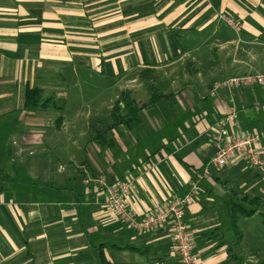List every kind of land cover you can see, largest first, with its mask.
<instances>
[{
  "label": "crops",
  "instance_id": "1",
  "mask_svg": "<svg viewBox=\"0 0 264 264\" xmlns=\"http://www.w3.org/2000/svg\"><path fill=\"white\" fill-rule=\"evenodd\" d=\"M227 29L241 36L225 38ZM199 50H211L218 61H208L209 67L201 68ZM145 68L155 71L157 88V82H162L166 89L158 88L162 94L174 96L152 109L156 114L140 112L143 127L155 125L160 134L149 140L137 131L138 126L131 131L120 127L112 131L113 148L90 142L88 158L64 157L70 169L59 158L53 165L47 156L36 158L29 152L27 161L33 168L40 162L39 167L28 170L23 181L13 178L11 182L13 159L8 145L13 129L21 123L30 132L43 129L44 113H54L55 120L51 109L23 107L27 86L55 94L63 107L56 132L70 135V128H87L89 120L95 119L91 114L99 112L97 103L104 95L87 89L72 98L73 84L87 85L96 75L112 91H132L134 99L142 89L144 79L139 73ZM255 73H264V0H0V171L8 177L0 194V264H102L101 253L107 264H180L169 226L149 231L125 226L106 206L95 184L98 177L109 184L131 180L128 202L141 215L162 209L196 183L199 189L184 210V220L197 264H234L226 249L234 240L228 237L229 202L211 196L214 188L223 190L218 182L263 195L264 178L257 169L250 173L241 158L228 170L211 168L207 176L202 173L214 155L215 123L235 103L234 132H261L257 124L262 126L264 120V90L252 86L236 92L212 91L215 83L226 78ZM120 93L109 101V114ZM71 98L78 101L70 116L66 110L69 102L70 110L74 105ZM250 106L262 110L261 121L249 114ZM207 109L213 121L206 133H199L195 129L199 121L209 126L207 115L200 117ZM175 120L186 138L174 136L167 127ZM38 132V136L23 135V141L43 146L45 132ZM82 135L89 140L86 129ZM261 149L264 153V137ZM38 176L43 180L38 181ZM233 254L241 260L234 250Z\"/></svg>",
  "mask_w": 264,
  "mask_h": 264
},
{
  "label": "rangeland",
  "instance_id": "2",
  "mask_svg": "<svg viewBox=\"0 0 264 264\" xmlns=\"http://www.w3.org/2000/svg\"><path fill=\"white\" fill-rule=\"evenodd\" d=\"M238 35L241 36L240 34L234 32L233 30H229V29H227L226 32L224 33L225 38H232L234 40H237ZM216 53L218 54V52H216ZM199 58H200L201 63H202L201 68H208L209 67L208 61H213L214 63H216L218 61L217 56L211 50H208L207 53L204 50H199ZM259 74H264V73H259ZM93 77H94V79L90 78V80L88 81L89 82V84H87L88 86L84 85V84H86L84 82H80V84L77 86L73 84V86L70 87L71 88L70 95H72V98H73L74 95L77 92H79L80 90L85 91L87 89H90V90L94 89V90L103 91L104 95H102L100 101L97 103V104H99L98 107L100 106L99 112L97 114H94V112H93V114H91L92 115L91 117H93L97 120L101 119V120H104L105 122H110V119H109V103L110 102L109 101L111 99H114L115 93H120V92H119V90L112 91L110 88L111 86L109 84L102 83L99 80L98 76L93 75ZM194 78L195 77L193 75V79ZM104 81H105V79L103 80V82ZM142 83H143L142 89L137 91L134 99L136 100V102L144 103L148 98V94H147V90H146V86H147L146 81L142 80L141 84ZM157 84H159L158 88H160L162 91H166L165 87L162 86L163 85L162 82H157ZM256 88H261L262 92L264 90V86H262V87L258 86ZM219 91H221V90H219ZM225 91H227V90H225ZM204 92H200V93H204ZM233 92H236V91L234 90ZM190 93L193 94V99H196V92L194 90H191ZM49 94L50 93L44 92L45 96H47ZM56 94L60 95L61 92H59V93L56 92ZM217 94H219V93L216 92L215 95H217ZM109 95H111V96L109 97ZM209 97L214 101V99H215L214 97H211V96H209ZM72 98H71V100L73 101V104L78 101V100H76V98L75 99H72ZM227 100H228V97H227ZM84 102H87V100L84 99ZM57 103H58V105L61 106L60 100H57ZM181 104H183V103H181ZM230 105L233 106V103L231 102ZM68 107H69V109H68ZM74 107H75V104L73 105L72 109L70 110V102H69V104L67 106V110H66L67 114H69V115L73 114L72 112L74 110ZM76 107H77V104H76ZM235 107L236 108L238 107V106H236V103L234 104L233 108H235ZM249 109L252 110V112L249 110L250 111L249 114L253 117H256V118H254V119H256V121H261L260 118L262 115L260 116V114H261L262 110H260V108H258L256 106H250ZM237 111L238 110H236V118H237ZM156 112L157 111L152 110V111H149V112H146L143 114L146 116V115H149L151 113L156 114ZM53 114L54 113H44V116L41 117V118H44V119H42V121H43L42 124H43L44 128L40 129L38 131L45 132V137L43 140L44 144L42 142L43 146L40 145L39 143L30 145V144H26L23 141L24 136H26L27 134L32 135V136H34V135L38 136V135H40L39 134L40 132H38L36 130H34L33 132H30L32 130L26 129L24 127L23 123H21L22 125L20 126V128H17L15 130L13 129L14 133L11 134V143H10V145H8V147L11 148V159H13V160H11V178H15L17 181H23V179L27 177L28 170L33 171L34 169H37L39 167L40 162H36V164H34L35 168H33L31 166L32 162L27 161L28 160L27 158H31L30 156H28L29 152H32L31 154L33 156H36V158H38V156H40V154L47 156V159L52 160V161H49V163H53V165H56L55 158H59L60 160H62L64 157H67L71 154H73L75 156L78 155V156H80L79 158H82V159L89 157V153L91 152V147H90V145H87V144L90 143V141L88 139H87L88 141H86L85 137L82 135V134H84L85 129L87 131V128H85V127L82 129L70 128L69 129L70 131H67V132H70V135H67L65 133H63V135L59 134L56 132L55 125L53 127V122L55 121L53 118ZM188 115H189L191 121L195 117L194 113H192V112H191V114L188 113ZM205 115H207L206 119H208L209 126L207 128V125L205 122L199 121L195 125V129L199 133L201 131L206 133L212 124L213 118H212V115H210V112L208 109H207L206 114H204L200 117L204 118ZM56 116H57V114L55 113V119H56ZM29 117H31L30 119H31L33 124L39 122V120L35 119L36 117H33V116H29ZM200 117H197V118H200ZM197 118H196V120H197ZM236 122L237 121L235 120L234 123H236ZM37 124H39V123H37ZM142 124H141V126L137 127V131H139L140 133L143 132L142 134H145V136H147L145 139H147V138L149 140L153 139L154 134L158 132L157 127L154 125L151 128H149V126L147 127V125L145 123L144 125L147 127V129H145ZM261 124H262V126L257 124V127L259 129H261L260 134L262 137H264V120L261 121ZM179 125H181L180 122L178 120H175V122L172 125H170V123H168L167 127H170V129L174 130V133H175L174 136L178 135L181 137V139H183V137L186 138L187 136L185 135V133L183 135H180L179 129H177ZM32 128H33V126H32ZM212 134H213V132L209 133L210 136H212ZM163 135L165 137L167 136L166 131H164ZM65 136L72 137V140L65 137ZM148 136H150V138ZM46 143H48V144H46ZM213 143H214V141H213ZM22 147H24V149H22ZM79 148L81 150H78ZM19 150L20 151L22 150L21 153H17ZM103 155H104V150L102 153V158H104ZM22 156H28V157L25 158V161H22V160L20 161L19 157H22ZM241 159H243V158H241ZM62 161H63V163L65 162V166L67 167V169H70L71 164L69 162L64 161V160H62ZM1 164H3L2 161H1ZM230 165H232V162L214 170V172L220 171L222 169H223V171L228 170L230 168ZM245 168H247L248 170L250 169L249 171H250V173H252L253 168L251 166H249L247 163L245 164ZM53 170L56 171V168ZM15 175H16V177H15ZM34 178H36V177H34ZM261 178H264L263 175ZM37 179H38V181L43 180V178L41 176H38ZM226 179L227 180L231 179V181H232L231 176L226 177ZM250 193L254 194L253 192H250ZM219 196L222 198V201L227 200V202H229L228 195L225 192H223V190H221L220 187L214 188V192H213V195L211 196V198L219 197ZM258 196L264 197V193H263V195L261 193ZM228 207H229V205H228ZM237 225H238L239 231L241 232V234L243 236V239L239 244H236L233 246V250L236 253V255L243 261V264H256L255 262H262L264 260V208L260 209V212L256 213L251 218H240L238 220ZM228 237H229V240L231 241L233 239V233L229 231Z\"/></svg>",
  "mask_w": 264,
  "mask_h": 264
},
{
  "label": "built area",
  "instance_id": "3",
  "mask_svg": "<svg viewBox=\"0 0 264 264\" xmlns=\"http://www.w3.org/2000/svg\"><path fill=\"white\" fill-rule=\"evenodd\" d=\"M252 86H264V74H245L232 76L214 84L212 91L221 89L229 92ZM236 120V109L231 108L223 113L215 123L214 155L207 162L203 175L209 174V169H218L237 158H243L246 163L261 172L264 177V153L261 151L262 136L251 131L238 135L233 130ZM95 184L105 197L106 206L112 214L125 226L133 231H149L156 227L168 225L171 239L180 264H197L193 254V244L188 227L184 220V210L190 205L197 194L196 183L182 197H174L169 204L158 211L138 214L129 205L128 198L133 188L132 181L124 179L117 184H109L104 177H98Z\"/></svg>",
  "mask_w": 264,
  "mask_h": 264
},
{
  "label": "trees",
  "instance_id": "4",
  "mask_svg": "<svg viewBox=\"0 0 264 264\" xmlns=\"http://www.w3.org/2000/svg\"><path fill=\"white\" fill-rule=\"evenodd\" d=\"M140 78L148 82V99L143 104H138L132 97V91L127 90L119 94L110 109V123L103 120L90 119L87 127L89 141L101 148H113L115 143L112 138V131L123 127L131 131L134 127L141 125L140 112L150 111L162 102L169 103L173 99L172 94H162L156 86L157 76L151 68H145L139 73ZM23 107L25 109H51L57 116L55 127L58 129L62 124V105H58L55 94L47 96L44 91L36 86L26 87L23 95ZM8 177L0 171V194L4 191V185L8 183ZM217 181V180H216ZM13 182V178H11ZM218 184L222 187L229 199V226L233 233L234 240L226 246L227 254L234 264H243L234 254L232 246L242 240V234L238 228L240 218H251L260 209L264 208V197L252 195L240 190H235L228 182ZM102 264H107L104 255L101 253ZM259 264H264V260Z\"/></svg>",
  "mask_w": 264,
  "mask_h": 264
}]
</instances>
